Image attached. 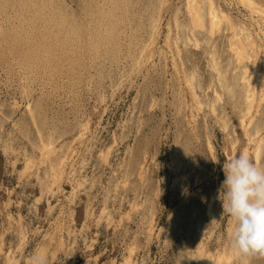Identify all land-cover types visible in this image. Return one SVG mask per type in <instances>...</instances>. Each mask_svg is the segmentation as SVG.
I'll return each mask as SVG.
<instances>
[{
  "label": "rangeland",
  "instance_id": "374dc122",
  "mask_svg": "<svg viewBox=\"0 0 264 264\" xmlns=\"http://www.w3.org/2000/svg\"><path fill=\"white\" fill-rule=\"evenodd\" d=\"M212 1L233 30L188 0H0V264H264L216 198L226 159L264 166V18Z\"/></svg>",
  "mask_w": 264,
  "mask_h": 264
},
{
  "label": "clouds",
  "instance_id": "9594fccd",
  "mask_svg": "<svg viewBox=\"0 0 264 264\" xmlns=\"http://www.w3.org/2000/svg\"><path fill=\"white\" fill-rule=\"evenodd\" d=\"M222 171L225 179L216 198L222 201L223 214L235 222L229 247L241 260L264 259V166L242 152L226 159ZM30 264H48V258L36 253Z\"/></svg>",
  "mask_w": 264,
  "mask_h": 264
},
{
  "label": "bare ground",
  "instance_id": "6f19581e",
  "mask_svg": "<svg viewBox=\"0 0 264 264\" xmlns=\"http://www.w3.org/2000/svg\"><path fill=\"white\" fill-rule=\"evenodd\" d=\"M244 0H241L243 2ZM245 5H247L251 10L258 15H261L264 18V7H261L257 5L253 0H246L244 2ZM212 0H206V7L203 10L199 3L195 0H188L187 2V8L188 12L192 21L193 27L196 28H206L208 27V31L210 34L215 33L216 30L220 29V26L223 21H227L229 27L231 30H233V25L231 23L230 18L226 13L223 11H218L217 8L214 6ZM245 34V33H244ZM246 41L242 38L240 35H236V41L233 40V37L230 39V49L232 52H234V55L236 57V60L239 64H241L246 58H248V52H247V45H250L251 47H254V41L250 34H246L245 36ZM248 77V78H247ZM242 80L244 83L247 84V90H246V104H247V111L246 114H249L252 110L255 98H256V92L254 89V76L248 73V69H243V75ZM190 81V80H188ZM191 83V81L189 82ZM259 142H257L256 147L254 148L255 154L257 156L258 149H259ZM47 145H44L42 147L43 152L46 151ZM30 166L29 162L26 163V167L28 168ZM63 162H59L56 168H53V178L55 179L58 175L61 176L63 171ZM204 257V256H203ZM205 262L209 264H221V263H227V261L231 259V257H226L224 255H218L215 259H212L211 255H207L205 258ZM201 260V259H200Z\"/></svg>",
  "mask_w": 264,
  "mask_h": 264
}]
</instances>
